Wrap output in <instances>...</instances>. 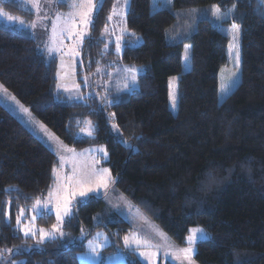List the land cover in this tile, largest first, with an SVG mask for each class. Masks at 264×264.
Segmentation results:
<instances>
[{
    "label": "trees",
    "instance_id": "16d2710c",
    "mask_svg": "<svg viewBox=\"0 0 264 264\" xmlns=\"http://www.w3.org/2000/svg\"><path fill=\"white\" fill-rule=\"evenodd\" d=\"M112 1L101 0L93 13L75 65L76 81L84 94L83 76L95 79L102 61L111 59L143 68L135 90L109 95V102L71 101L55 89V59H45L24 32L1 24L0 85L67 147L104 146L108 158L101 164L111 172L113 187L174 244L183 245L189 229L201 227L208 239L195 245L197 264H264V4L129 0L126 29L141 43L130 47L133 38L127 37L116 56L101 38ZM0 4L23 14L13 3ZM234 4L235 12L223 21L212 18V5L225 13ZM193 10L210 15L189 25L185 15ZM233 22L240 25V62L221 98ZM185 46H190L187 61ZM83 120L91 122L89 137L78 135ZM56 166L55 154L0 105V252L20 264H78L83 241L37 244L13 226L21 209L50 191ZM103 214L102 198L77 199L64 230L89 236L104 228L115 242L130 232L128 223L108 222ZM96 215L101 224L93 222ZM115 250L110 246L105 252Z\"/></svg>",
    "mask_w": 264,
    "mask_h": 264
},
{
    "label": "rangeland",
    "instance_id": "374dc122",
    "mask_svg": "<svg viewBox=\"0 0 264 264\" xmlns=\"http://www.w3.org/2000/svg\"><path fill=\"white\" fill-rule=\"evenodd\" d=\"M0 2L13 3L15 7L21 9L23 14H14L9 11L3 10V6L0 4V11H3L5 15H0V24L5 27L13 28L17 31L24 32L27 36L33 39L36 43V48L39 53L45 56V59H55L56 61V91L62 94L67 99L83 103L88 98H101L107 99L109 102L110 96L118 97L123 93L130 92L137 88L136 79L143 73V68L139 66H122L115 60L107 59L103 60L99 68L96 69L93 76H83V87L86 89L84 94L81 93V86L76 81L75 65L80 58V52L83 43H78L77 37L72 35L70 32H64L61 34L60 27L64 25L65 18L68 17L70 12L74 10L69 7L73 0H63L62 3H57L56 0H40V11L37 13L36 9L31 6L27 0H0ZM101 0H98V5ZM158 5H164L167 1L159 0ZM129 5V0L125 4V0H113L110 8L108 17L111 15L112 19L106 22V26L103 29L101 38L112 44L113 52L116 56H119L124 47V42L129 37L132 42L129 44L130 47H135L141 43V39L135 34L129 32L126 29L125 18ZM60 14L61 20L58 22L57 34L53 39L52 25L56 23V16ZM12 15L17 18L16 21H9L6 16ZM210 15L208 10H193L189 14L185 15L187 24L191 25L195 20L200 17H206ZM24 20L25 25L31 22H36L37 26L35 29L21 25L19 20ZM78 19V18H77ZM89 29V28H88ZM231 37V46L233 39L231 31L228 32ZM119 38L120 50L117 51V40ZM231 54L229 51V63L223 70L221 80L219 84L221 98L228 93V89L232 86L234 78L237 74V66L235 63V51L236 49L231 48ZM52 48L53 51L49 54L48 49ZM78 53V55L76 54ZM125 69H135V72H127ZM233 73L235 76L233 77ZM135 76V82L132 81L131 77ZM92 79V81H91ZM93 84V86L91 85ZM127 84V87L125 85ZM226 91H222V87ZM8 95L0 90V105L6 109L14 118H16L35 138L43 143L50 151H52L57 158V166L55 172H52L53 184L50 191L39 200L43 203H48V211H45L41 215L40 211H33L32 206L27 210H24V214L21 217L22 224L33 223L35 229L44 228L48 231L52 230V225L60 223L56 218V206L58 203H62L65 197L70 196L72 192H77L81 187L79 181L92 175L93 172H97L100 169H104L101 163L106 161L108 158V152L104 146H92L83 149H73L64 145L53 133L47 129L43 131L40 129L39 122L32 114L31 118L20 112L18 106L14 101L8 99ZM12 96V95H11ZM32 120L29 123V120ZM39 122V123H36ZM88 120L81 122V130L79 136L89 137V131L92 133V125L88 123ZM97 149H104L105 151H97ZM105 152L107 155H105ZM54 170V169H53ZM51 193V195H49ZM89 197L102 198L104 202V214L108 222H113L116 218H120L130 225V232L125 236L129 237V247L125 246L124 237H120L118 242H115L112 237L103 229L95 230L91 235L87 236L86 232L80 230L74 235H69L64 230V223L70 219L73 215V204L74 201L84 200ZM130 202L113 187V183L109 184L108 189H99L97 192L89 193L86 197L76 195L71 200V215L63 217L62 231L64 233L61 236L59 233L54 234V238H48L50 240H61L65 245L73 244L75 242L83 241V250L76 254V260L78 264H128L132 259L139 261L141 264H165L166 262L171 264H188L179 253V249L189 247L187 243V237L190 235V230L193 228L202 229L201 227H192L189 229L188 234L185 238L183 245L174 244L153 222H151L141 211L137 214L136 207L132 209L128 207ZM20 214V212H19ZM36 219L32 222V217ZM93 222L101 224V217L96 215L93 217ZM48 223L49 226L44 227L41 224ZM13 226L19 230L16 224V217L13 222ZM203 230V229H202ZM23 237L24 234L21 232ZM161 233L163 235H161ZM99 234V235H98ZM206 234L203 233L199 235ZM32 238L31 236H28ZM208 237V235H207ZM38 238V237H37ZM107 238V239H105ZM33 239V238H32ZM140 240L139 246L136 244V240ZM35 240V239H34ZM95 241L100 247L98 248V255L90 253L88 248V242ZM36 241V240H35ZM147 241V245H145ZM203 241L198 239L191 247L194 251L191 257L192 264H197L193 259L195 253V245L197 242ZM43 242V243H44ZM115 246L116 250L111 253L105 252L110 247ZM23 250H28L29 247L22 246ZM141 252L155 253L151 258H145L140 255ZM6 251L0 252V264H20L22 261L18 259H11L5 255ZM179 257V258H177ZM128 258L130 260H128Z\"/></svg>",
    "mask_w": 264,
    "mask_h": 264
},
{
    "label": "snow or ice",
    "instance_id": "6c2138e0",
    "mask_svg": "<svg viewBox=\"0 0 264 264\" xmlns=\"http://www.w3.org/2000/svg\"><path fill=\"white\" fill-rule=\"evenodd\" d=\"M28 3L31 4V6L33 8L36 9L37 13H39L40 11V0H27ZM57 3H62L63 0H56ZM169 2H171V0H169ZM127 3V0H125V4ZM261 4H264V0H260ZM102 6V5H100ZM69 7L71 9H73V12H70L68 17L65 18V22L64 25L62 27H60V32L61 34H63L64 32H70L72 35L77 37L78 43H83V40L85 38V36L87 35V30L89 28L90 25L93 24V13L94 11H96L97 7H98V0H73V2L69 5ZM236 10V5L234 4L233 7L231 9L228 10V12L222 13L221 12V8L219 5H212L211 6V16L215 21H223L224 19H226V17L228 16V13H232L235 12ZM0 15H5L3 13V11H0ZM6 18L9 21H16L17 18L12 16V15H7ZM78 18V19H77ZM112 16L110 15L108 17V20H111ZM61 20V16L60 14H57L56 16V23H53L52 25V34H53V39L55 38L56 34H57V28H58V22ZM19 23L21 25H25V21L24 20H19ZM26 27L35 29L37 24L36 22H31L30 24L25 25ZM222 26V25H221ZM107 30V26L106 29ZM231 35H232V39H233V44L231 46V48L236 49L235 51V63L237 68L239 67V48H238V40H239V35H240V25L233 22L231 25ZM120 50V44H119V38L117 40V51ZM53 51L52 48L48 49L49 54H51V52ZM78 55V53H76ZM230 54H231V50H230ZM184 59L187 61L190 59V46H185V50H184ZM125 71L127 72H135V69H125ZM235 76V73H233V77ZM132 81L135 82V76L131 77ZM175 79V78H173ZM125 87H127V84L125 85ZM222 91H226V89L224 88V86L222 85ZM0 90L3 91V93L7 94V89L4 88L3 85H0ZM170 95V99L172 100V106L173 108H175V94L173 92L169 93ZM8 99H11L12 101H14L16 103V105L18 106L20 112H22L23 114H25L26 116H28L29 118H31V112L29 111L28 108L24 107V105L20 104L19 101L16 100L15 96H11L8 95ZM29 123L32 122V120L30 119L28 121ZM39 123V122H36ZM89 124L91 122H88ZM40 129H42L43 131H47L46 127L43 124H39ZM89 135H91V131H89L88 133ZM97 151H102L104 152V149H97ZM105 155H107V153L105 152ZM55 172V169L53 170ZM81 187L79 188V190L77 192H72L70 194V196L65 197L63 199L62 203H58L56 206V218L57 220L60 222L58 224H54L52 225V230L48 231L44 228H40V229H35L34 224L33 223H29V224H22L21 223V217L24 214V210L21 209L20 210V214L16 216V224L19 227V231L23 232L25 237L31 236L33 239L36 240L37 244H42L46 239L48 238H54V234L55 233H59L61 236L64 235L63 231H62V223H63V217L65 216H70L71 215V200L73 198H75L76 195H79L81 197H86L89 193H93V192H97L99 189L103 188V189H108L109 184L114 183V178L111 175V172L109 171V169L104 168V169H100L97 172H93L92 175L86 177L85 179L79 181ZM51 195V193L49 194ZM50 201H45V202H41L39 199H37L35 201V203L32 205V209L33 211H40L41 215L44 214L45 211H48V203ZM10 203V202H9ZM128 207L130 209H132L134 206L129 203ZM137 214H140V210L137 208L136 209ZM5 217H8V214L5 213ZM32 222L35 221L36 217L33 216L32 218ZM203 233L202 229H197V228H193L190 230V235L187 237V243L189 245V247H185V248H181L179 249V253L182 255L183 259L186 260L188 262V264H192V254H193V247H191V245H193L198 239H202V240H207V234H203V235H199ZM99 235V234H98ZM161 235H163L161 233ZM38 237V238H37ZM107 239V238H105ZM124 241H125V246L129 247V237L125 236L124 237ZM141 243L140 240H136V244L137 246H139ZM146 246L147 245V241L144 242ZM100 247V245H98L95 241L90 240L88 242V248L90 253L94 254V255H98V248ZM8 251H12L11 249H8ZM140 255L144 256L145 258H151L152 256L155 255V253H149V252H141ZM179 258V257H177ZM12 264H15V262H12Z\"/></svg>",
    "mask_w": 264,
    "mask_h": 264
}]
</instances>
